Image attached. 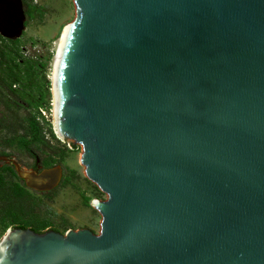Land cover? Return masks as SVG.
<instances>
[{"label": "water", "instance_id": "obj_1", "mask_svg": "<svg viewBox=\"0 0 264 264\" xmlns=\"http://www.w3.org/2000/svg\"><path fill=\"white\" fill-rule=\"evenodd\" d=\"M71 3L51 129L105 196L98 230L7 227L0 264H264V0ZM23 20L0 0L1 38Z\"/></svg>", "mask_w": 264, "mask_h": 264}, {"label": "rangeland", "instance_id": "obj_2", "mask_svg": "<svg viewBox=\"0 0 264 264\" xmlns=\"http://www.w3.org/2000/svg\"><path fill=\"white\" fill-rule=\"evenodd\" d=\"M24 1L29 4L33 16L31 19L24 17L23 27L18 35L21 53L29 57H39L43 61V66L39 69L40 75L49 76L54 49L57 48L60 39L59 32L73 17L72 3L71 0ZM13 86L16 87V85ZM3 106L0 102V115L7 117L6 127L0 131V152L12 159L18 168L24 170L32 164L33 158H36L39 169L43 153H49L51 149L44 146L37 148L31 146L26 152L4 146L1 143V137L16 133L22 125V117L26 113L21 108L15 109L11 106H4V108ZM65 142L69 145L68 141ZM49 144L59 150L62 149L60 151L62 155L49 167L56 169L57 176V180L51 188L38 191L27 187L23 188L22 183L14 177L12 170L10 173L4 174V179L21 186L27 192L29 197L33 199L31 211L39 218L47 219L50 228L61 233L66 229H87L92 234H96L99 216L88 206V202L91 199L103 200L105 196L84 177L82 166L78 163L79 145H74L67 150L65 144H61L58 140L56 142L49 140ZM28 216H30L28 218L31 223L38 226L42 224L38 217L29 214ZM11 226L7 223L0 224V236L7 227Z\"/></svg>", "mask_w": 264, "mask_h": 264}, {"label": "trees", "instance_id": "obj_3", "mask_svg": "<svg viewBox=\"0 0 264 264\" xmlns=\"http://www.w3.org/2000/svg\"><path fill=\"white\" fill-rule=\"evenodd\" d=\"M20 2L24 17L31 19L33 14L29 4L24 0H20ZM20 45L18 38L3 39L0 37V102L6 107L21 108L26 113L22 117V125L19 130L9 136H2L1 143L4 146L26 152L31 146L36 148L44 146L51 149L49 153H43L41 161L42 167H50L62 155L60 152L62 149L59 150L49 144V140L56 142L54 135L48 127L44 125L42 127L35 121L37 107L44 106L48 97V92L44 87L46 81L39 72L43 61L36 56L22 55ZM12 85H16V87H12ZM6 119L7 117L0 115V131L5 129ZM45 133L46 138L44 137ZM3 168L6 172L7 167ZM32 203L33 199L21 186L6 181L4 175L0 174V224L7 223L12 225L11 227L28 228L36 232L53 229L48 226L47 219L39 218L31 211ZM28 214L38 217L42 224L38 226L31 223Z\"/></svg>", "mask_w": 264, "mask_h": 264}, {"label": "built area", "instance_id": "obj_4", "mask_svg": "<svg viewBox=\"0 0 264 264\" xmlns=\"http://www.w3.org/2000/svg\"><path fill=\"white\" fill-rule=\"evenodd\" d=\"M44 79L46 81V85L44 87H45V89L48 92V97L46 99L45 105L43 104L44 106L37 107V109H36L37 114L35 115V121L37 123L41 124V125H44V126L48 127L49 130L52 133V129H51V119H50V106H51L50 105V100L51 99L49 97V90H50V86H49V76L46 75V74H44ZM44 137L45 138L47 137L46 133L44 134ZM54 138L56 140H58V142L60 141L61 144H65V146H66L65 148L66 149L68 148L67 150H69V148H72L73 147L72 145H68L67 142L64 143V141L57 139L55 136H54ZM69 146H71V147H69ZM89 204H90V201L88 202V206H89Z\"/></svg>", "mask_w": 264, "mask_h": 264}, {"label": "flooded vegetation", "instance_id": "obj_5", "mask_svg": "<svg viewBox=\"0 0 264 264\" xmlns=\"http://www.w3.org/2000/svg\"><path fill=\"white\" fill-rule=\"evenodd\" d=\"M21 9H22V7H21ZM6 147H8V146H6ZM1 157L6 158V159H10L9 157H6V155H4V153L0 152V174L4 175V174L10 173L9 172V168H10L14 173V177L17 180H19L22 183L23 188H25L26 187V180L18 178V176H16V174L14 172L13 166L9 162L1 160ZM5 166L7 167V171H6L7 173L5 172V169L3 168ZM45 168H49V167H42V165H41V167L38 169V161L36 158H33L32 164L28 168H26V170H24V169H22V170L32 172L33 174H37L40 170L45 169ZM4 178H5V175H4ZM44 182L45 181H41V183H44ZM37 186H38V184H37ZM34 190L38 191L37 189H34Z\"/></svg>", "mask_w": 264, "mask_h": 264}, {"label": "bare ground", "instance_id": "obj_6", "mask_svg": "<svg viewBox=\"0 0 264 264\" xmlns=\"http://www.w3.org/2000/svg\"><path fill=\"white\" fill-rule=\"evenodd\" d=\"M62 34H63V29H62V31H61V33H60V35H59V37H60V39H61V36H62ZM60 39H59V42H60ZM59 42H58V45H59ZM57 45V44H56ZM57 48H58V46H57ZM57 48L56 49H54V54H53V58H52V63H51V68H52V70H50V74H49V82H51V86H52V83H53V71H54V62H55V56H56V52H57ZM54 61V62H53ZM51 71H52V75H51ZM52 90V89H51ZM50 119H51V123H52V99L50 100ZM53 125V124H52ZM54 134H55V137L57 138V139H59L60 140V138L58 137V135L56 134V132H55V130H54Z\"/></svg>", "mask_w": 264, "mask_h": 264}]
</instances>
